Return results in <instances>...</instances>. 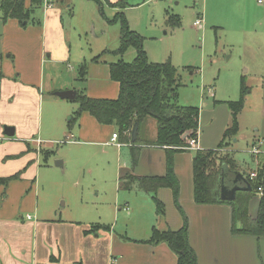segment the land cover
<instances>
[{"label": "rangeland", "instance_id": "1", "mask_svg": "<svg viewBox=\"0 0 264 264\" xmlns=\"http://www.w3.org/2000/svg\"><path fill=\"white\" fill-rule=\"evenodd\" d=\"M120 1L126 2L124 8L111 5ZM46 3L35 10V23L31 21L26 27L32 34L26 43L34 50L39 48L46 59L52 54L50 61L41 66L44 76L42 121L40 132L35 134L41 142H34L40 151L34 181V203L39 207L37 212L18 210L27 222H30L28 214L33 221L62 218L83 225H109L116 233L136 237L144 235L145 231H134L135 223L141 226L143 219L154 217L155 207L147 193L141 192L137 185L133 190L120 186L121 172L133 169L130 148H120L118 142L111 141L110 127L105 128L102 135L89 133L81 137L76 122L77 97L63 99L55 93L90 91L89 80L95 81L97 71H91L90 66L98 56L99 64L104 65L121 59L134 60L137 49L133 45L124 53H117L121 45L122 17L118 15L121 12L130 29L143 37L150 61H171L176 66L180 83L178 101L184 106L200 108L201 134L210 140L204 144L208 147L205 149L218 147L231 124L232 112L224 101L242 99L239 131L231 140L230 150L238 161L245 159L250 164L236 162V169L261 170L264 157L256 169L259 163L253 162L256 158L250 160L249 153L252 143L264 136V2L55 0L54 9L59 17L48 28V34L43 31L44 18L48 11H53L46 8ZM199 18L202 22L197 26L195 21ZM58 25L63 28V34L56 33ZM32 27L35 30L32 31ZM53 29L55 35L51 34ZM72 118H75L73 122ZM216 118L218 123L214 124L215 136H212ZM111 129L118 132L116 125ZM153 131L149 126L150 136ZM88 135L93 138H83ZM261 149L264 150V143ZM187 157L182 154L179 158L184 161ZM56 160H64V166H57ZM10 190L2 195L6 196ZM144 200L149 202L150 208L144 205ZM20 202V195L15 199L11 197L7 201L8 212H15ZM125 203H129V211ZM135 207L144 208L139 212ZM3 219L13 218L5 216ZM18 255L24 254L18 252ZM31 257L36 258L35 250ZM38 258L44 259L41 246Z\"/></svg>", "mask_w": 264, "mask_h": 264}, {"label": "crops", "instance_id": "2", "mask_svg": "<svg viewBox=\"0 0 264 264\" xmlns=\"http://www.w3.org/2000/svg\"><path fill=\"white\" fill-rule=\"evenodd\" d=\"M28 2L29 0H25L26 6ZM45 3L46 8L53 11H48L47 17L44 18L43 31L48 34V28L53 26L59 14L54 9L56 8L55 0H45ZM32 17L29 23L31 21L35 23V18ZM28 24L23 25L13 18L4 21L0 7V199L4 196L2 195L4 191L11 189L2 198V208H0V264H177L178 256L166 242L147 241L154 227L163 232L175 231L184 225L183 216L177 208L173 191L169 187H161L156 192V196L165 207L162 214L157 213V206L151 194L140 189L138 183L132 187L133 190L137 185L140 191L147 193L155 207L154 219H143L141 226L135 223L134 231L138 229L145 231L144 235L136 237L116 233L112 226L110 229L101 228L96 232L86 233L85 231L97 224L83 225L81 222L62 218L33 221L30 214L27 215L30 222H27L24 216L20 215L19 211L37 212L39 207L34 203V181L38 172L40 151L34 142L36 140L38 141L36 143L41 142L35 138V134L40 132L42 121L41 87L44 76L41 66L43 67L47 61H50L52 56L49 54L50 58L46 59L45 54L39 48L34 50L30 44L26 43L32 36L31 32L26 31ZM36 29L39 30V28ZM33 30L35 29L32 27ZM54 32L53 29L51 34L55 35ZM56 33L63 34V28L60 25ZM90 69L97 71L94 75L95 81L89 80L90 91L88 90L85 94L94 98H117L120 84L110 78L109 63L99 64V59H94ZM153 119L149 117L141 127L139 126L138 134L141 143L138 146L141 149L138 164L135 169H126L121 172L119 183L126 172L136 176H164L166 174V149L147 144L154 141L157 136V121ZM76 122L79 123L81 137L89 133L102 135L104 129L110 127L111 141L118 142L120 148L128 146L130 150L132 149V145L124 143L120 136L116 140L113 139L116 131L111 128L114 124H100L88 111L83 112ZM216 123H218L217 118L213 121L212 136H215L214 124ZM6 126L14 127V136H8L5 133ZM149 126H152V130L154 129L152 136H150ZM83 138L93 137L88 135ZM209 141V138L201 134L199 127L198 148L202 150L208 148L204 147V144H208ZM263 143L264 136L255 140L251 145L250 160L253 161L256 158L253 161L256 164L261 161V157H264V150L261 149ZM255 147L259 152L252 151ZM219 150L224 156L230 154L236 162L242 165H250L245 159L242 161L236 159L230 150V144ZM196 151L197 149H186L184 152L176 153L174 169L180 183V202L189 216L190 243L197 253L198 262L200 264H264V237L233 233L232 204H198L195 202L193 158ZM182 154L188 155L184 161L179 158ZM64 164L62 160L60 167ZM259 165L260 163L257 164L256 169ZM235 171L241 172L246 179V174L253 173L250 172L251 170L249 172L240 169ZM14 175H16L15 178L7 183L3 182L4 178ZM216 193L220 199L228 201L221 196V182ZM19 195L21 206L16 207L15 212L9 213L7 201ZM260 196L261 194L257 193L250 201L249 213L252 218H256L258 214ZM144 201V205L150 208L149 202ZM129 207V203H125V209L129 211ZM141 209L135 207V210L139 212ZM5 216L13 219L7 221L3 219ZM19 218L22 219L21 222ZM241 225V222H237L238 227ZM26 238L27 241H25ZM40 246L44 259L38 258ZM34 250L36 258L31 257ZM18 252L24 255L19 256Z\"/></svg>", "mask_w": 264, "mask_h": 264}, {"label": "trees", "instance_id": "3", "mask_svg": "<svg viewBox=\"0 0 264 264\" xmlns=\"http://www.w3.org/2000/svg\"><path fill=\"white\" fill-rule=\"evenodd\" d=\"M45 0H30L26 6L25 0H0L2 18L7 21L10 18L17 19L23 25H27L32 19L36 9L43 6ZM111 3V2H110ZM112 6L124 8L126 2L111 3ZM122 17L121 45L117 53H124L133 45L137 49V55L131 62L118 60L109 63V75L120 84L119 95L115 99L94 98L82 93L77 95L80 115L88 111L100 124L116 125L117 135L127 144H131L133 156V169L138 164L141 143L140 135L132 142V129L135 123L139 126L151 117L157 121L156 139L147 144L161 146L166 149V167L164 176H136L126 172L120 181L123 189L130 190L135 183L139 188L152 195L157 206V213H164V204L156 196L161 187L172 189L178 210L183 216L184 225L178 230L160 231L153 228L148 242H166L177 254V264H200L198 256L189 239V216L181 205L179 191L180 183L174 169V156L176 153L191 149L189 141L198 138L200 127V108L196 106H184L179 99L178 70L171 61L162 63L149 60L143 45V37L131 30L124 16ZM100 56L96 57L98 60ZM245 87L242 86V91ZM242 100V99H241ZM226 102L232 112L231 124L226 128L223 140L217 149H197L193 158L194 200L198 204L230 203L233 206L234 234L264 237V165L257 170L255 178L251 173L246 174L251 185V190L240 191L234 201H223L216 191L221 182L222 169L227 166L235 169L236 161L230 154L223 155L219 148H224L231 143L239 131L238 115L243 109L242 101ZM75 118L71 119L73 122ZM16 175L4 178L7 183ZM262 189V194L260 189ZM260 193L259 210L256 218L249 213V204L254 195ZM237 222H241L240 227ZM110 229V226L97 224L86 233L96 232L98 229Z\"/></svg>", "mask_w": 264, "mask_h": 264}, {"label": "water", "instance_id": "4", "mask_svg": "<svg viewBox=\"0 0 264 264\" xmlns=\"http://www.w3.org/2000/svg\"><path fill=\"white\" fill-rule=\"evenodd\" d=\"M56 95L63 99H75L77 97L76 90H63L55 92ZM139 124L135 123L132 129L131 137L132 141L135 142L138 135ZM5 133L8 136L15 135L14 127L6 126ZM57 166L62 164V160H57L55 162ZM221 186H222V198L228 201H234L237 197L238 191H249L251 190V185L249 181L244 177V175L235 170H231L227 166H224L222 169L221 177Z\"/></svg>", "mask_w": 264, "mask_h": 264}, {"label": "built area", "instance_id": "5", "mask_svg": "<svg viewBox=\"0 0 264 264\" xmlns=\"http://www.w3.org/2000/svg\"><path fill=\"white\" fill-rule=\"evenodd\" d=\"M258 2H259V3H263L264 0H258ZM48 6H51V4H48ZM201 22H202V21H201V19L199 18V19L196 20L195 24H196L197 26H200V25H201ZM117 137H118L117 133L113 135V139H114V140H116ZM119 145H120V144H119ZM189 146H190L191 149H199V148H198V138L193 137V138L189 141ZM252 151L255 152V153L259 152L258 149H257L256 147L253 148ZM256 176H257V174H256L255 172H253V173L251 174V177H252V178H255ZM259 189H260V192H261V194H262V189H261V188H259Z\"/></svg>", "mask_w": 264, "mask_h": 264}]
</instances>
